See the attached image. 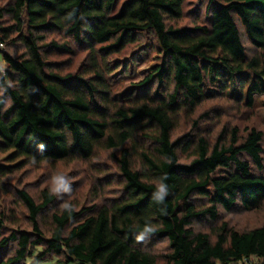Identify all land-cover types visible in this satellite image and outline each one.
Masks as SVG:
<instances>
[{
    "label": "trees",
    "instance_id": "1",
    "mask_svg": "<svg viewBox=\"0 0 264 264\" xmlns=\"http://www.w3.org/2000/svg\"><path fill=\"white\" fill-rule=\"evenodd\" d=\"M0 1V44L14 48L2 53L0 150L10 151V160L54 163L118 149L123 177L111 199L74 206L71 214L54 210L47 237L39 218L56 196L46 188L38 201L20 189L33 231L1 236L0 216V253L16 244L13 254L0 255V264L33 256L43 261L48 253L62 256L59 264H158L134 239L148 220L158 226L152 235L168 242L161 264H242L246 257L264 264V223L238 230L222 221L212 227L214 238L193 226L206 217L217 220L219 206L253 210L264 201L262 132L251 128L242 139L234 126L214 143L194 130L172 140L180 109H194L216 91L239 95L249 76L247 103L264 92V0H208L204 19L197 16L192 25L178 24L186 0ZM51 32L87 51L76 71L52 58L74 50L49 40ZM131 46L142 48L128 62L109 59ZM152 52L156 62L144 68ZM119 79L131 83L126 91L114 90ZM183 152L192 159L182 162ZM164 176L170 194L160 205L152 193Z\"/></svg>",
    "mask_w": 264,
    "mask_h": 264
},
{
    "label": "rangeland",
    "instance_id": "2",
    "mask_svg": "<svg viewBox=\"0 0 264 264\" xmlns=\"http://www.w3.org/2000/svg\"><path fill=\"white\" fill-rule=\"evenodd\" d=\"M124 0H120L122 3ZM208 0H186L184 5V17L178 22L179 25H192L196 17H205V7ZM220 2L221 0H215ZM4 1H0V5ZM2 23L0 19V24ZM243 32V31H242ZM56 40L58 43H68L74 52L55 53L52 58L57 62H63L61 67L65 71H76L77 68L85 62L87 51L80 46H76L70 37H65L58 32L49 33V40ZM243 41L248 49V52H253V46L250 44L247 36L243 32ZM142 47L131 46L126 51L109 56L112 61H127L132 55L137 54ZM13 47H8L6 44H0V71L3 72L6 68V63L2 58L3 51H13ZM132 51V52H131ZM130 53V54H129ZM128 62V61H127ZM156 62V54L152 52L150 59L144 63L150 65ZM141 68V67H140ZM123 69L120 68L116 77L118 78ZM250 77V76H249ZM247 77L243 87L239 86V95H229L225 92L219 93L216 91L213 96L206 98L194 109L182 108L175 114V127L172 131V140H176L183 134L188 132L199 131L206 136L212 143L215 142L218 134L232 127L239 129V134L243 138L248 134L251 128L260 130L263 135L262 146L264 148V92L256 93L253 96L252 104L249 105L247 97V89L251 79ZM125 79H119L115 85V91H126L131 83ZM230 90V89H228ZM227 90V92H228ZM242 92V94H240ZM194 121L198 122V127L194 128ZM144 142H142L143 144ZM150 142L145 145L149 146ZM150 146H153L150 144ZM118 149L98 148L94 154L88 159H75L72 161L58 162H27L22 158L10 160V151L0 150V216L5 220V227L1 236L8 235L15 230H27L32 232V224L28 216V209L21 200L18 191L20 189L27 190L36 200L41 199V191L48 189V180L53 172L59 171L66 173L72 181L73 194L71 202L76 207V210L82 207L89 206L92 202H101L108 200L120 194L123 186V177L119 169V164L115 155H118ZM192 159L189 152L180 153V160L188 162ZM133 164L140 167V159L138 155L133 156ZM4 167V168H3ZM1 169L6 172L1 174ZM255 171H257L254 168ZM258 173H264V171ZM68 199V197H64ZM201 203H206L207 200L202 199ZM61 199L56 197L55 202L40 215V226L44 236L50 235L51 230V213L60 208ZM220 216L217 220H211L206 217L195 220L193 226L196 230L209 232L214 238L212 227L221 224L222 221H227L230 226L238 230L249 229L262 225L264 223V201L258 208L253 210L244 209L242 206H236L231 211H226L219 206ZM0 236V237H1ZM143 247L150 249L158 256V264H161V254L167 251L168 242L165 238H158L151 235L145 242L140 243ZM16 247L15 242L4 249L0 255L9 256L14 253ZM43 251L40 246L35 253L38 255ZM35 254V255H36ZM62 256L54 253L45 255L43 261H36L35 257L27 259L23 264H59L58 260ZM257 263V258L254 257ZM259 262V261H258ZM77 264V263H73ZM240 264V263H239Z\"/></svg>",
    "mask_w": 264,
    "mask_h": 264
},
{
    "label": "clouds",
    "instance_id": "3",
    "mask_svg": "<svg viewBox=\"0 0 264 264\" xmlns=\"http://www.w3.org/2000/svg\"><path fill=\"white\" fill-rule=\"evenodd\" d=\"M166 180V176L157 179L155 181V191L152 193L153 201L160 205L165 204L166 198L170 194L169 187L167 183H165ZM48 190L52 195L62 200L60 205L62 212L66 211L71 214L75 210L71 202L73 194L72 181L66 173L59 171L53 172L48 180ZM64 197H68V199H64ZM161 211L163 212L164 209H161ZM157 231L158 226L148 220L144 223L142 229L134 234V239L138 243L145 242Z\"/></svg>",
    "mask_w": 264,
    "mask_h": 264
},
{
    "label": "built area",
    "instance_id": "4",
    "mask_svg": "<svg viewBox=\"0 0 264 264\" xmlns=\"http://www.w3.org/2000/svg\"><path fill=\"white\" fill-rule=\"evenodd\" d=\"M254 259V257H246L243 259L242 264H258Z\"/></svg>",
    "mask_w": 264,
    "mask_h": 264
}]
</instances>
